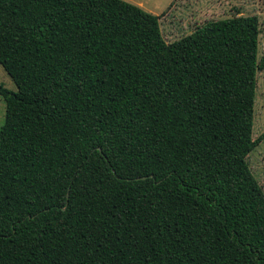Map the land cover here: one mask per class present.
I'll return each instance as SVG.
<instances>
[{
  "label": "trees",
  "instance_id": "obj_1",
  "mask_svg": "<svg viewBox=\"0 0 264 264\" xmlns=\"http://www.w3.org/2000/svg\"><path fill=\"white\" fill-rule=\"evenodd\" d=\"M260 33L167 42L127 0H0V264H264Z\"/></svg>",
  "mask_w": 264,
  "mask_h": 264
},
{
  "label": "rangeland",
  "instance_id": "obj_2",
  "mask_svg": "<svg viewBox=\"0 0 264 264\" xmlns=\"http://www.w3.org/2000/svg\"><path fill=\"white\" fill-rule=\"evenodd\" d=\"M144 10L160 15V27L167 42L190 34L208 20L236 15H257L260 20L259 59L264 56V0H127ZM253 138L264 133V69L258 71ZM0 81L6 87L17 86L0 64ZM6 102L0 95V124L4 122ZM248 163L264 189V139L251 151Z\"/></svg>",
  "mask_w": 264,
  "mask_h": 264
}]
</instances>
